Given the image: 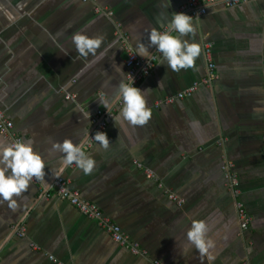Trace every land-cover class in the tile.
Here are the masks:
<instances>
[{
	"label": "crops",
	"instance_id": "1",
	"mask_svg": "<svg viewBox=\"0 0 264 264\" xmlns=\"http://www.w3.org/2000/svg\"><path fill=\"white\" fill-rule=\"evenodd\" d=\"M216 1L193 22L191 42L201 47L195 65L173 72L161 58L138 84L149 89V121L132 126L121 117L115 126L122 107L115 104L104 132L108 148L94 143L87 151L96 161L93 172L69 166L57 176L62 154L50 151L51 142L82 141L92 132L90 117L107 113L100 95L111 100L125 81L123 38L133 51L137 40L147 44L150 30L165 28L183 0H97L111 17L81 0H0V110L44 159L47 181H30L15 209L0 201V264H55L49 257L61 264H208L186 238L194 220L204 221L215 241L213 264H264V0L233 8ZM78 33L102 36L100 47L81 56L72 43ZM205 45L216 76L207 85ZM194 83L191 97L153 106ZM225 163L233 166L250 217L245 233L226 188ZM58 177L144 255L114 243L95 221L59 200L52 191Z\"/></svg>",
	"mask_w": 264,
	"mask_h": 264
},
{
	"label": "clouds",
	"instance_id": "2",
	"mask_svg": "<svg viewBox=\"0 0 264 264\" xmlns=\"http://www.w3.org/2000/svg\"><path fill=\"white\" fill-rule=\"evenodd\" d=\"M194 31L192 16L182 12L172 13L171 19L163 31L157 28L150 30L147 44L137 40L133 46L134 55L130 56H140L147 60L151 55L149 49L155 48L162 55L159 64H165L167 69L173 72L187 70L195 65L196 59L201 53L200 45L191 42V34ZM102 40V36L89 37L79 33L72 36V43L81 56L93 53L100 47ZM124 76L126 82L120 83L114 98L109 100L101 94L97 101L107 113L111 112L115 104L122 103L119 115L114 120L115 126L116 121H119L121 117L129 125H145L151 118V110L146 105L144 95L149 89L141 90L135 87V81L131 74H124ZM160 84L161 81H158V87ZM91 139L104 149L109 146L110 141L104 132L97 131ZM88 143V136L77 143L71 139L51 142L50 151L62 154L57 176L73 164L85 175H90L93 172L96 161L86 152ZM45 167L44 159L34 151L30 141H0V201L7 202L9 208L15 209L17 206L15 198L29 190L30 181L33 178L41 180L47 186ZM208 231V226L204 221L194 220L186 233V238L202 257H207L208 264H213L215 256L212 250L215 248V241L207 236Z\"/></svg>",
	"mask_w": 264,
	"mask_h": 264
},
{
	"label": "built area",
	"instance_id": "3",
	"mask_svg": "<svg viewBox=\"0 0 264 264\" xmlns=\"http://www.w3.org/2000/svg\"><path fill=\"white\" fill-rule=\"evenodd\" d=\"M251 0H225L223 2L226 8H233L237 5H242ZM83 3H92L94 5V12L97 14H105L107 17L112 16V12L97 6V0H81ZM216 0H183V3L178 7L176 13H185L193 17V22L201 19L207 15L208 6L215 5ZM164 28L161 30L163 31ZM122 43V42H121ZM123 50L125 53V67L127 69V74H131L134 78V86L137 87L138 84L145 78L149 77L158 63L162 58V55L155 50L154 53L146 60L139 56H130L134 55L133 49L128 46L126 38H123ZM203 56L206 64V73L207 76L202 83L207 85L215 79V64L213 62L211 50L209 45L203 47ZM126 82V80H125ZM198 83H194L188 89L181 91L174 96L165 97L163 99H158L153 103L155 108H158L162 105H170L176 101L183 100L185 98L191 97L197 90ZM64 99L67 101L74 102L75 97L71 94L64 95ZM121 106L122 103L117 104ZM113 115L112 112L105 113L102 110H97L94 115L90 117V124L92 132L88 135L89 143L86 146V152L94 145L95 141L91 139L94 137L97 131L105 132L108 126L112 121ZM0 137L6 142H16L22 141V138L16 134L13 130V123L6 117L5 110H0ZM71 168L75 167V164L70 166ZM233 168L231 163H225L222 167V172L224 175V180L226 188L231 194L234 201V208L236 213V218L238 221V228L240 233H245L249 228L250 217L246 213L243 204L240 200V189L239 182L235 173L231 171ZM145 176L148 179L152 178V174L149 171H145ZM33 181L36 182L37 179L33 178ZM70 183L68 179L58 177L54 180L52 184V191L54 195L62 201L68 202L69 205L74 207L81 215L86 218L93 220L97 225L102 228L111 238V240L118 244L121 247H125L134 255H144V253L139 249L138 245L131 243L127 236L122 232L121 228L116 225L110 217L105 215L101 209L90 202L84 201L79 197V193L76 190H73L69 187ZM167 198L169 201L173 202L177 207L183 205V201L173 193H167ZM41 196L43 198H48L49 194L44 188L41 191ZM19 237L24 236V229L21 227L17 231ZM49 261L55 264H61L57 262L53 257H49ZM154 264H157L156 262Z\"/></svg>",
	"mask_w": 264,
	"mask_h": 264
}]
</instances>
